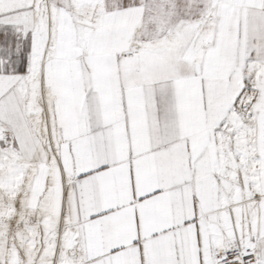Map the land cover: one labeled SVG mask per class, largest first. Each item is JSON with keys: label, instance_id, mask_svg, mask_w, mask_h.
I'll return each instance as SVG.
<instances>
[{"label": "snow or ice", "instance_id": "snow-or-ice-1", "mask_svg": "<svg viewBox=\"0 0 264 264\" xmlns=\"http://www.w3.org/2000/svg\"><path fill=\"white\" fill-rule=\"evenodd\" d=\"M0 264H264V0H0Z\"/></svg>", "mask_w": 264, "mask_h": 264}]
</instances>
